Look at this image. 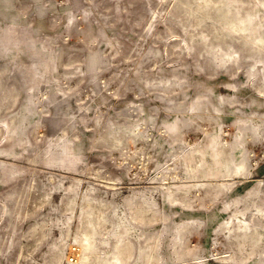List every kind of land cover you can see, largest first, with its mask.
<instances>
[{"label": "rangeland", "instance_id": "obj_1", "mask_svg": "<svg viewBox=\"0 0 264 264\" xmlns=\"http://www.w3.org/2000/svg\"><path fill=\"white\" fill-rule=\"evenodd\" d=\"M211 137L241 173L189 178ZM260 229L264 0H0V264H73L82 230L90 264H264Z\"/></svg>", "mask_w": 264, "mask_h": 264}, {"label": "bare ground", "instance_id": "obj_2", "mask_svg": "<svg viewBox=\"0 0 264 264\" xmlns=\"http://www.w3.org/2000/svg\"><path fill=\"white\" fill-rule=\"evenodd\" d=\"M246 27L249 29L253 28L252 26L249 25V23ZM235 29H243V27L238 25L236 28H234V30ZM242 144L243 141H240L235 144L236 148H232L231 146L227 147L230 150L231 154L229 156V159H225L224 148L220 147L215 137L209 138L205 148H202V150L201 149L197 150V152L200 153V156L197 159V163L190 167L188 171L189 178L194 179V178L215 177V176H229L231 174H235L244 170V168H246L245 166L247 163V158L245 157V155L241 153L242 150H240L239 148V146H241ZM208 158L210 160H208ZM225 186L226 185L223 183L215 184L214 186L211 183L186 184V185H182V187H179L177 189L178 190L177 193H180L185 198L187 195L192 194V192H194L195 195L197 194L199 195V192L201 190H203L204 194H209L213 190L215 191V193H217L218 191H221ZM173 193H174L173 191L169 193L170 200H176L177 196L175 197ZM145 205H146L145 202H142L141 206L138 209L139 215L143 214V212L150 209V208H145ZM229 228L230 230H233L235 232L236 231L242 232L241 235H246L248 231L255 230L251 228L249 223L243 222L242 219L239 218H236V221L233 222ZM261 232L264 233V231ZM92 236H93V232L89 230H82L81 234H79V237L77 235L74 236L75 242H77L78 246H80L81 249L84 250H81L82 253L78 255L76 261L73 264H90L88 260L90 259V255L94 253L91 250V242H90ZM114 248L115 251L111 253L108 259L100 260L98 257L94 256V259L97 261V264H124L125 256L128 253V250L126 249L129 248L126 247V245L124 244H119L118 241L115 244Z\"/></svg>", "mask_w": 264, "mask_h": 264}, {"label": "built area", "instance_id": "obj_3", "mask_svg": "<svg viewBox=\"0 0 264 264\" xmlns=\"http://www.w3.org/2000/svg\"><path fill=\"white\" fill-rule=\"evenodd\" d=\"M70 261H72V259Z\"/></svg>", "mask_w": 264, "mask_h": 264}]
</instances>
